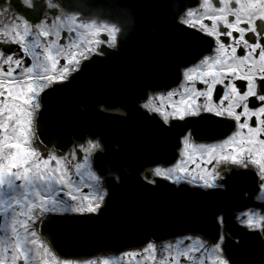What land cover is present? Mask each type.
Listing matches in <instances>:
<instances>
[{"label":"water","instance_id":"water-1","mask_svg":"<svg viewBox=\"0 0 264 264\" xmlns=\"http://www.w3.org/2000/svg\"><path fill=\"white\" fill-rule=\"evenodd\" d=\"M65 10L118 22L116 47L85 59L80 70L42 95L37 127L47 145L66 150L74 140L99 137L103 150L94 156L106 176L108 194L97 213L65 214L42 223V234L58 254L82 257L121 251L179 234L194 233L217 241L222 213L223 249L231 264H264V232L239 225L233 212L264 203L245 196L258 189L252 170L232 169L224 187L202 188L140 175L147 166L169 165L178 157L181 138L192 130L195 140L227 136L232 123L215 117L209 127L199 118L164 124L139 102L148 91L168 89L181 78V68L210 51L212 38L177 21L197 0H56ZM18 9V0H14ZM107 23H112L108 22ZM121 107L125 114L102 110ZM64 155V154H63ZM167 161L168 163H165ZM155 162V163H153Z\"/></svg>","mask_w":264,"mask_h":264},{"label":"snow or ice","instance_id":"snow-or-ice-1","mask_svg":"<svg viewBox=\"0 0 264 264\" xmlns=\"http://www.w3.org/2000/svg\"><path fill=\"white\" fill-rule=\"evenodd\" d=\"M216 4L219 7H215L212 0H204L203 5L207 11L217 13L215 15H200L198 19H193L198 14L195 9H188V18L180 21L211 37L215 45L214 48L210 45L212 55H204L183 72L186 80L202 81L206 87L195 88L192 95L181 100L182 107L177 108L173 104L174 110L170 112L155 107L151 95L147 96L142 107L160 115L164 124L196 117L210 127L215 117L231 119L235 131L219 142V152L215 143L200 145L208 149L206 162L212 167L206 170V175L193 177V181L203 188H216L220 186L218 180L221 177L217 164H230L240 169H248L252 165L260 169L259 187L264 189V138H261L264 136V0H216ZM17 6L25 16L14 17L11 30L0 27V264H49L46 258L48 249L36 239L37 225L43 223L45 218L53 221L68 213H97L103 206L106 191H98L90 205L79 206L75 203L78 198L73 194V189L77 192L80 189L75 187L71 175L72 168L79 169L80 165L73 166L65 155L57 156L53 152L45 155L38 148L30 146L31 126L36 119L34 110L40 107L37 94L48 88L55 90L53 85L64 82L70 73L69 64L74 65L78 72L81 65L78 57L90 59L92 55L101 53L97 41L94 47L61 55L71 45L59 43L60 29L67 28L71 34L73 28L70 26L76 23V19L72 15L63 20L57 16L51 23L49 17L41 19L45 8L60 11L52 0H19ZM25 17L39 22L30 26L29 19ZM204 19L209 20L211 26L204 23ZM18 22L24 25L22 31ZM95 23L81 22L75 31L81 37L86 35L79 31L81 28L91 30L94 35H106L108 39L104 43L108 47H116L115 33L119 29L112 26L111 31H105L95 27ZM50 36L55 38L42 39ZM66 39L70 40L71 35ZM13 44L17 45L18 51L8 47ZM238 50H242L243 54L239 55ZM26 59L31 62L25 63ZM61 59L64 60L63 64L60 63ZM236 80L245 82L244 90L233 82ZM217 85H222L224 91L214 100ZM188 87L191 88L192 84ZM155 95L157 99H162L165 93ZM166 95L173 97L177 95V90H170ZM250 97L259 103L258 107H249ZM188 140L189 136H184V141ZM86 143L87 147L85 144L76 145L67 156L84 153L83 159L88 161L101 145L98 140L92 139ZM224 146L235 150L225 153ZM180 172L185 173L184 177L179 176ZM170 173L171 169L158 166L149 175L164 177L173 183L188 178V169L185 168L176 169V174ZM96 179L99 180V176ZM150 182L155 183V180ZM59 192H66L69 199L58 196ZM242 216L241 223L245 227L264 232V214L260 215L258 222L255 213L249 216L245 212ZM192 239L183 237L177 243ZM162 247L167 255V261L161 256L162 264H180L181 260L191 258L190 247L178 249L175 253L171 251V244ZM211 247L217 252L221 250L220 243ZM149 250L152 255L147 259L155 260L157 246L153 243H149L141 252L122 255L140 260ZM217 259L219 264H229L223 256H217ZM63 264L73 262L64 261ZM85 264L93 262L87 261Z\"/></svg>","mask_w":264,"mask_h":264},{"label":"rangeland","instance_id":"rangeland-1","mask_svg":"<svg viewBox=\"0 0 264 264\" xmlns=\"http://www.w3.org/2000/svg\"><path fill=\"white\" fill-rule=\"evenodd\" d=\"M70 15L74 16L75 19L77 18V16H79L77 13H73V14H70ZM57 16H60L61 20H63L67 15L64 14V13H61L60 15H57ZM57 16H51L50 14H47V16H45V17L51 18L50 19V23H51V20L55 19V17H57ZM92 21L96 22L95 23V27L101 28V29H103L105 31H111L112 30V26H115L116 28H118L120 30V28H119V26L117 24H115V23H107L106 20H102L100 18H88V19H83V20H80V21L76 20V23L71 25L70 27H72L75 30L76 26L79 25L81 22H92ZM79 31L86 33V35L81 37L75 31L76 35L71 40H68V41L65 42V43L71 45V47L65 48L64 52L61 53L62 56L65 53L70 52V51L79 52V51H83V49L85 47H94V46H96V42L97 41H99V46L102 44V42H104L102 37H101L102 34L94 35L91 30H86V29H83V28H81ZM115 35L118 37V33H115ZM89 42H91V43H89ZM78 58L80 60L83 59V57H78ZM60 63L63 64L64 60L61 59ZM68 66H69L70 72L75 69L74 65L69 64ZM58 67H59V65H58ZM58 74L59 73H57V75ZM167 92L168 91H164L163 90V91L153 92L151 94V96H153V105L155 107L163 108L164 112H170V111L174 110L172 108V104L170 102V99L172 97H167V95H166ZM156 93H165V96L162 99H157L156 95H155ZM182 106H183V104L181 103V104H179L177 106V108L182 107ZM86 142H87V140L83 144H85V146L87 147V143ZM219 142H215V144L218 145L217 152L220 151ZM210 144H212V143H210ZM200 145H207V144H195V143H192L190 140L185 142L184 139H183V147H182V149L180 151V159H179V161L176 164L171 165V166H159V167L166 168V169H171V173L170 174H176V169H178V168L188 169V173H187L188 178L186 180L182 179L179 182H187V183H189L191 185L199 186L197 183H195L193 181V177L206 175V170L212 167V165H209L206 162L207 159H208V157L206 155L208 149L204 148V147H200ZM228 149L229 148L227 146H224L223 151L225 153H229ZM71 152H72V150L70 152H65L64 155L69 159L70 163L73 166L80 165L79 169H77L75 167L72 168V175H71V179H72L75 187H79V189H80L79 192H77V191H75L73 189V194L75 196H77V198H78L75 203L78 204L79 206H88V205H90L92 203V198L97 195L98 191L103 190V191H106V193H107V189L105 188V185H104V183L102 181V177L93 168V158L92 157H93V153L94 152L92 153V155H91V157H90V159L88 161H84V159H83L84 153L81 154V158H78L77 155H75V157L67 156V154H69ZM201 157H203V158H201ZM203 165H205V166H203ZM228 166H230V164H217V169L221 173V171L224 168L228 167ZM156 167H158V166H156ZM156 167H154L152 170H154ZM178 174L181 177H184V175H185V173H183V172H180ZM96 176H99L100 179L97 180ZM57 187H60V185H58ZM60 193H62L61 197L64 200H68L69 199V197L67 196L66 192H60ZM246 212L249 214V216H251L252 213H255L256 214V220H257V222L259 221L260 217H257V213L255 211L248 210ZM243 213H245V212H243ZM42 247H46L48 249V245H46L44 243V240H43ZM194 247L195 246L191 247V249H192L191 258L195 262L191 263V264H205L204 259H205L206 256H207V259L210 258L211 264H219L217 256H223V253H222L221 250L219 252H217L216 250L212 249V247L210 245H208V249L211 251V253H208V249H207L206 252L201 254L200 258H198L197 257L198 256L197 253H195V251H193ZM103 257H104V259L106 258L105 256H102V258ZM46 258L48 259L49 264H63V263H61V260H59L58 257L55 256V254L49 255L47 253L46 254ZM198 259H201V260L198 261ZM92 260L91 259L90 260H87V259L86 260L85 259L84 260H79V264H83V263H85L87 261L93 262ZM94 261L95 262H93V264H99L100 263V262H97V261H99V260H97V258ZM108 263H110V262H108ZM181 264H183V263H181Z\"/></svg>","mask_w":264,"mask_h":264},{"label":"flooded vegetation","instance_id":"flooded-vegetation-1","mask_svg":"<svg viewBox=\"0 0 264 264\" xmlns=\"http://www.w3.org/2000/svg\"><path fill=\"white\" fill-rule=\"evenodd\" d=\"M212 4L215 6V7H219L218 4H216V0H212ZM204 0H200L199 1V4L193 8H189V9H195L196 13L198 14L197 16H194L193 19H198L200 15H203V16H211V15H215L217 13L215 12H212V11H207L204 7ZM4 10H7V11H4ZM187 12V11H186ZM16 10L15 8L13 7V5L11 4L10 0H6V2L0 4V27H4L5 29L7 30H11V21L13 20L14 17H16ZM185 18H188L186 13H185ZM82 18L79 17L77 18L76 20L77 21H80ZM229 19H232L231 16H229ZM19 25H20V29L22 31L24 25L22 22H18ZM204 23L206 24H209L211 26V23L209 20L207 19H204ZM29 25H34L31 21H29ZM241 26H246V25H241ZM223 30V29H221ZM65 31V28H61L60 29V33H61V36L63 34V32ZM249 38L251 37V34L249 33ZM69 35L66 33V38L68 37ZM42 39H47V38H42ZM53 39V36H50L48 37L47 40H51ZM61 39V38H60ZM72 39V37H71ZM70 39V40H71ZM225 39V42L227 43V39ZM69 40V39H68ZM8 47H11L12 49L14 50H17L18 51V47L17 45L13 44V45H10ZM215 47V46H214ZM213 53L209 54V55H212ZM238 54L239 55H242L243 54V51L242 50H238ZM31 60L30 59H26L25 63H30ZM233 82H236L237 83V86L238 87H241V90H244L243 89V85L245 84V82L243 80H236V81H233ZM189 84H192V87L189 88L188 85ZM181 85H183V87H181ZM206 87V85H204V83L202 81H199V80H196L195 82L193 81H188L186 80L185 76L183 75V80L182 82L175 86L174 88H172L171 90H177V95H174L171 99H170V102L171 104H175L176 106H178L179 104H181V100L185 99L187 96L189 95H192L193 91L195 88H204ZM223 91H224V88L222 85H217V87L215 88L214 90V95H213V99L215 100L217 96H222L223 95ZM41 94L42 92H38L37 94V100L39 101V104L41 106ZM225 103H227V101H225ZM249 107H258L259 106V103L254 99V98H249ZM170 104V105H171ZM215 106V105H213ZM40 108V107H39ZM39 108L38 109H35L34 110V114L35 116L37 117L38 115V112H39ZM239 110V109H237ZM229 119V118H227ZM254 119V118H253ZM231 120V119H230ZM35 121V120H34ZM34 123V122H33ZM249 123H252L251 120H249ZM233 131H235V128H233ZM246 131V130H244ZM190 134V133H189ZM189 139L191 140V135H189ZM261 138H264V136H262ZM192 141V140H191ZM207 144V143H206ZM30 146L31 147H35V148H38L40 150V152L44 153L45 155L49 152H53L55 153L57 156H61V154H59L56 150H54L53 148H49L41 139L40 137H38L36 135V133L34 132V125L32 124L31 126V134H30ZM238 147V145H237ZM235 149H228L229 152H232L234 151ZM54 163V162H53ZM252 166V165H251ZM255 170L257 171L259 177H260V169L259 168H255ZM58 186V184L56 185ZM60 193V192H59ZM57 193L58 196L61 197L62 193ZM257 197L259 198H264V189H261L259 194L257 195ZM0 222H2V217H0ZM183 238V237H181ZM181 238L177 239L180 240ZM36 239H38L39 241H42V238L40 236V233L38 231V227H36ZM174 241H170V240H167L161 244H158V243H153L157 246V251H156V258L155 260H148L147 257L152 255L151 253V250H149L148 253L146 254H143V258L140 259V260H137V259H130L129 257L127 256H123L121 254H114L115 257H114V260L112 259V261L110 262V264H162L161 262V256H164L165 257V260L167 261V255L165 254L164 252V249L162 246L164 245H168V244H171L172 245V248H171V251L173 253H175L178 249L179 250H183L185 248H188V247H193V251H195V253H197V257L200 258L201 254L205 253L206 250L208 249V242L207 240L205 239H196V238H193L192 240H183L182 243L178 244ZM148 245V244H147ZM147 245L137 249V250H133L135 252H141L144 248L147 247ZM133 251H129V252H133ZM127 253V252H125ZM208 253H211V251L208 249ZM116 255L118 256L116 258ZM201 259H198V261H200ZM71 262H73V264H77L76 261L74 260H69ZM205 261V264H208L209 263V260L207 259V256L205 257L204 259ZM195 261H193L192 258L188 259V260H181L180 261V264L183 263V264H191V263H194ZM61 263H63V261H61Z\"/></svg>","mask_w":264,"mask_h":264}]
</instances>
